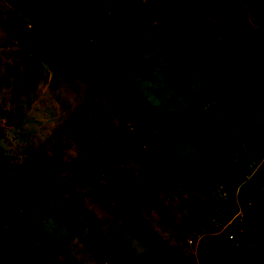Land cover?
Segmentation results:
<instances>
[{
	"label": "rangeland",
	"instance_id": "1",
	"mask_svg": "<svg viewBox=\"0 0 264 264\" xmlns=\"http://www.w3.org/2000/svg\"><path fill=\"white\" fill-rule=\"evenodd\" d=\"M173 1L0 0V264L27 258L31 224L46 238L33 264H264V0H242L245 15L229 0H179L183 31L161 43L149 29ZM126 8L140 21L122 28ZM113 68L178 119L167 132L145 127L176 167L85 80ZM242 68L255 77L219 92ZM55 140L98 175L48 179ZM176 170L184 176L161 186ZM40 198L71 218L44 216Z\"/></svg>",
	"mask_w": 264,
	"mask_h": 264
},
{
	"label": "trees",
	"instance_id": "2",
	"mask_svg": "<svg viewBox=\"0 0 264 264\" xmlns=\"http://www.w3.org/2000/svg\"><path fill=\"white\" fill-rule=\"evenodd\" d=\"M178 1L179 0H174L165 16L159 22L153 24L149 29L150 34L157 37L161 43L172 44L183 31V27L176 15ZM229 1L232 6L242 11L245 15L241 4L242 0ZM116 21L118 26L123 28L139 23L140 17L132 9L126 8L117 17ZM74 32L78 37L83 39L82 35L77 30L74 29ZM255 32L264 42V18L257 23ZM238 76L245 80L255 77L252 72L245 68L227 70L223 76L217 80L219 92L227 89L231 82ZM85 80L93 91L106 100L110 106L120 112L128 123L134 126L144 142L155 154L163 158L170 167L174 168L177 166L178 157L176 153L167 147L160 135L145 128L155 126L157 129L167 132L171 129V123L176 122L178 120L177 118L172 117L171 114L166 115L160 113L157 109L151 107L147 100L140 96L136 86L117 68H113L106 75H103L97 69L88 70L85 73ZM177 131L180 133L181 127H178ZM113 148H116V145L113 142H109L102 148V153L109 158L112 156L110 150ZM42 161L48 179L58 177L68 180H78L98 175L97 171L90 163L67 156L65 146L59 140H55L49 144L48 153L42 157ZM171 176L184 175L177 170L173 172L165 171L160 176L161 186H164L166 179ZM107 181L110 182L109 180ZM36 206L44 216H55L62 221L71 218L67 209L58 202L47 203L45 199L40 198ZM142 235L143 238L150 243L155 240L151 233L144 231ZM24 236L27 240L28 256L25 259L22 254H19L20 264H33L36 253V242L44 241L46 238L43 232L33 224L24 230Z\"/></svg>",
	"mask_w": 264,
	"mask_h": 264
},
{
	"label": "water",
	"instance_id": "3",
	"mask_svg": "<svg viewBox=\"0 0 264 264\" xmlns=\"http://www.w3.org/2000/svg\"><path fill=\"white\" fill-rule=\"evenodd\" d=\"M109 264H119V262H115V263L109 262Z\"/></svg>",
	"mask_w": 264,
	"mask_h": 264
}]
</instances>
